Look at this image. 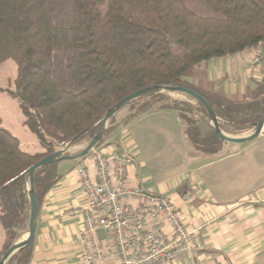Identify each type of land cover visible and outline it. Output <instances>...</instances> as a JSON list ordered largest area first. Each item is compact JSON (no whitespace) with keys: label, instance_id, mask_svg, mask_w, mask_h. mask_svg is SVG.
Returning <instances> with one entry per match:
<instances>
[{"label":"trees","instance_id":"trees-1","mask_svg":"<svg viewBox=\"0 0 264 264\" xmlns=\"http://www.w3.org/2000/svg\"><path fill=\"white\" fill-rule=\"evenodd\" d=\"M263 45L264 0H0V64L13 60L17 66L14 87L0 92L17 101L24 125L42 147L41 153L24 152L0 117V220L6 233L0 259L18 229L27 228L23 174L87 129L79 141L93 138L107 112L126 97L156 85L185 87L208 99L238 133L254 129L264 119L263 81L246 100L234 101L185 77L205 62ZM160 100L180 112L195 151L220 154L227 142L209 127L200 104L151 96L129 105L135 112L126 121L154 110ZM58 164L35 174L39 208L61 180ZM33 246L8 264H29Z\"/></svg>","mask_w":264,"mask_h":264},{"label":"crops","instance_id":"crops-1","mask_svg":"<svg viewBox=\"0 0 264 264\" xmlns=\"http://www.w3.org/2000/svg\"><path fill=\"white\" fill-rule=\"evenodd\" d=\"M254 51L208 61L211 88L203 86V91L234 101H242L232 97L241 96L243 89L250 95L259 81L249 65ZM129 115L116 122L95 150L130 153L134 163L128 187L170 199L182 211L186 227L195 232L189 253L159 264H264V135L246 144L226 143L219 155H204L195 151L180 112L169 105L126 121ZM32 145L34 151L24 150L22 143L21 148L30 154L42 152L37 138ZM67 161L58 164L61 180L38 210L29 264H82L83 219L72 212L86 203L79 170L87 169L97 181V165L94 151ZM166 231L172 235L169 226ZM98 237L114 252L105 230L100 229Z\"/></svg>","mask_w":264,"mask_h":264},{"label":"built area","instance_id":"built-area-1","mask_svg":"<svg viewBox=\"0 0 264 264\" xmlns=\"http://www.w3.org/2000/svg\"><path fill=\"white\" fill-rule=\"evenodd\" d=\"M249 65L264 82V47L254 51ZM93 151L97 181L87 169L79 170L86 203L72 212L83 219L82 264H159L189 253L195 247V232L186 227L182 211L166 197L128 187L133 156L124 151L110 155ZM100 229L107 232L114 257L100 241Z\"/></svg>","mask_w":264,"mask_h":264},{"label":"water","instance_id":"water-1","mask_svg":"<svg viewBox=\"0 0 264 264\" xmlns=\"http://www.w3.org/2000/svg\"><path fill=\"white\" fill-rule=\"evenodd\" d=\"M166 92H181L185 95L193 98L200 104L205 112L208 115V123L210 124L211 128L218 134V136L225 142L230 144H246L249 142H252L262 135H264V119L259 122L251 134L241 136V137H232L226 135L220 125V118L214 108V106L211 104V102L206 99L204 96L199 94L198 92L187 89L185 87L180 86H174V85H156L152 87H148L146 89L140 90L122 101H120L117 105L112 107L107 114L103 117V119L100 121L99 130L96 133V135L91 139L89 144L83 149L80 153L77 155H67L66 153L68 150H66L67 147L72 146L73 144H76L81 137H83L85 134L90 132L92 128L87 129L83 133H81L79 136L74 138L67 146H65L63 149L55 152L54 154L44 158L43 160L39 161L35 165H33L29 170H27L23 177L26 179L28 177V180L26 181V187H27V193L29 198V218H28V224H27V230L28 235L27 238L20 242V240H16L3 254V256L0 259V264H8L11 258L17 254L19 251L25 249L28 247L32 241L35 238L36 234V228H37V218H38V202H37V196L35 192V185H34V177L37 171L40 169L47 167L49 165H54L57 163H60L62 161L67 160H78L80 158H83L87 156L91 151H93L102 141L103 137L105 136L108 127L109 122L118 114L120 111L128 107L129 105L133 104L134 102L138 100H142L151 96L160 95Z\"/></svg>","mask_w":264,"mask_h":264},{"label":"rangeland","instance_id":"rangeland-1","mask_svg":"<svg viewBox=\"0 0 264 264\" xmlns=\"http://www.w3.org/2000/svg\"><path fill=\"white\" fill-rule=\"evenodd\" d=\"M243 54L244 53H242V55ZM208 63L209 62H205V63L193 68L188 73V75L185 77V80L187 82H190L193 85L197 86L201 90H204L202 88L203 86H207V87L211 88V85H210L211 79L209 78L210 71H207V67H211V65L209 66ZM210 63H211V61H210ZM16 75H17V66L13 60H7V61L3 62L2 64H0V88H13ZM160 95L168 97L173 101H177L180 103H182V102L186 103L187 105H191L195 108L200 107L196 100H194L193 98H191L185 94L179 93V92H166V93H163ZM248 96H249V93L245 92V89H243L241 96L232 97V99L246 100L248 98ZM165 103H166L165 101L160 100V102H157L156 106L159 107L160 105H164ZM134 112H135V110L130 108V107H126L125 109L120 111L109 122L108 130L110 128L111 129L115 128V124L117 121L124 122L123 120L126 119L127 113L131 114ZM188 113L190 114V115L188 114L189 117H191L192 119H195V120L198 119V116L195 115L194 113H192V114L190 112H188ZM0 116L3 120V125L5 126V128H7L13 135H15L16 137L19 138L20 142L22 143V148L24 150L34 151L36 149L35 146L32 145V142L36 139V136L34 134H32L29 131V129L23 124L24 116H23V113H22L18 103L14 99L3 94L2 92H0ZM208 125H209V127H211L209 123H208ZM220 125H221L223 132L226 135L232 136V137H241V136L249 135L254 130V129H252V130H249L245 133H238L234 129V125L222 120L221 118H220ZM91 138H87L86 140H83V141H78L76 146H73L72 148L69 149L68 154L74 155V154L80 153L89 144V142L91 141ZM62 163L63 164H61V165H67L68 163H70V161H67V162L62 161ZM25 227H27V226H25ZM3 230L4 229L2 228V225L0 223V249H1L3 243L5 242V239H6V234L3 232ZM27 232H28L27 228L24 229V227H23V228L18 229V231H17V238L18 239L17 240L22 241L23 239H25ZM5 251H4V253H5Z\"/></svg>","mask_w":264,"mask_h":264},{"label":"bare ground","instance_id":"bare-ground-1","mask_svg":"<svg viewBox=\"0 0 264 264\" xmlns=\"http://www.w3.org/2000/svg\"><path fill=\"white\" fill-rule=\"evenodd\" d=\"M179 93H181V92H179ZM182 94H184V93H182ZM73 146H74V144H73L72 146L67 147L66 150L69 151V149L72 148ZM27 235H28V232H27ZM27 235H26L25 239L27 238ZM25 239H23V240L20 241V242H23Z\"/></svg>","mask_w":264,"mask_h":264}]
</instances>
